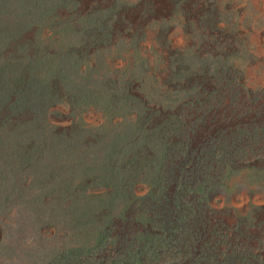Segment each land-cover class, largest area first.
<instances>
[{"label": "rangeland", "instance_id": "374dc122", "mask_svg": "<svg viewBox=\"0 0 264 264\" xmlns=\"http://www.w3.org/2000/svg\"><path fill=\"white\" fill-rule=\"evenodd\" d=\"M0 264H264V0H0Z\"/></svg>", "mask_w": 264, "mask_h": 264}, {"label": "trees", "instance_id": "16d2710c", "mask_svg": "<svg viewBox=\"0 0 264 264\" xmlns=\"http://www.w3.org/2000/svg\"><path fill=\"white\" fill-rule=\"evenodd\" d=\"M205 91V90H204ZM192 106H195L197 103H195V102H193V101H190L189 102ZM227 138V139H226ZM231 138H233V137H231ZM183 140L185 141V142H187V140L186 139H184L183 138ZM235 142H237L238 143V140L237 139H235V138H233V140H232V143H235ZM189 143V142H188ZM177 145L180 147V148H182V147H184V146H186L187 147V149H185V150H189L190 148H188V144L187 143H182V141H180L179 143H177ZM206 145L207 146H210V147H204L203 149L202 148H200V151H201V153H199L200 155H202V152H203V150H210V149H212V151H215L217 148H223L224 149V151L226 152V151H228L229 150V148L231 149L233 146H235V145H232L231 144V142H230V137H224V141H218V145L217 146H214L213 145V143H212V141L210 142H207L206 143ZM198 151H199V148H196L193 152L191 151V154H192V156H196L195 158L196 159H200V155H198ZM191 156V155H190ZM175 160V159H174ZM187 161H189L190 163H192L194 160H190L188 157L187 158H185L184 160H183V165L181 166V169H179L180 171H182V169L185 167V164L187 163ZM187 167V166H186ZM177 169V168H176ZM183 172V171H182ZM183 174V173H182ZM192 174H194L195 176H198V174L197 173H195V172H192ZM182 177H184V174L182 175ZM172 178H174V176H172L171 177V179ZM178 206H175V208H173L172 206L170 207V209H169V211H168V209H167V211L166 212H168V213H166V214H168V218L167 219H169V220H171V223H172V221L173 222H175L176 220H180L181 219V221H183V226L185 225V227H188V226H190V228L192 229V226L189 224V222L187 221V222H185L184 223V221H185V219H183V216H181V215H178ZM177 228L179 229V231H182L184 228H182L179 224L177 225Z\"/></svg>", "mask_w": 264, "mask_h": 264}]
</instances>
